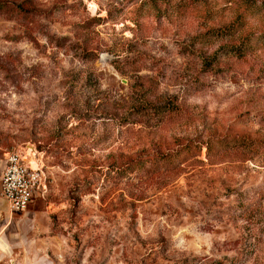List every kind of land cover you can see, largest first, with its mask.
<instances>
[{"label": "rangeland", "instance_id": "obj_1", "mask_svg": "<svg viewBox=\"0 0 264 264\" xmlns=\"http://www.w3.org/2000/svg\"><path fill=\"white\" fill-rule=\"evenodd\" d=\"M40 155L0 264H264L259 0H0V169Z\"/></svg>", "mask_w": 264, "mask_h": 264}, {"label": "built area", "instance_id": "obj_2", "mask_svg": "<svg viewBox=\"0 0 264 264\" xmlns=\"http://www.w3.org/2000/svg\"><path fill=\"white\" fill-rule=\"evenodd\" d=\"M39 175L31 168L23 153L6 152L0 169V199L8 213L23 211L38 188Z\"/></svg>", "mask_w": 264, "mask_h": 264}, {"label": "bare ground", "instance_id": "obj_3", "mask_svg": "<svg viewBox=\"0 0 264 264\" xmlns=\"http://www.w3.org/2000/svg\"><path fill=\"white\" fill-rule=\"evenodd\" d=\"M24 154L23 159L26 160L27 164L33 169H38L37 158L38 156L40 158V155L36 152V150L33 147H27Z\"/></svg>", "mask_w": 264, "mask_h": 264}, {"label": "trees", "instance_id": "obj_4", "mask_svg": "<svg viewBox=\"0 0 264 264\" xmlns=\"http://www.w3.org/2000/svg\"><path fill=\"white\" fill-rule=\"evenodd\" d=\"M260 1V3L263 5V7H264V0H259Z\"/></svg>", "mask_w": 264, "mask_h": 264}]
</instances>
